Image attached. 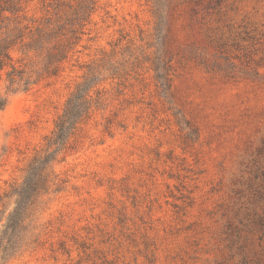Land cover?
I'll list each match as a JSON object with an SVG mask.
<instances>
[{"label": "rangeland", "instance_id": "374dc122", "mask_svg": "<svg viewBox=\"0 0 264 264\" xmlns=\"http://www.w3.org/2000/svg\"><path fill=\"white\" fill-rule=\"evenodd\" d=\"M48 19L56 74L0 73V194L48 180L5 264H264V0H0V44Z\"/></svg>", "mask_w": 264, "mask_h": 264}, {"label": "trees", "instance_id": "16d2710c", "mask_svg": "<svg viewBox=\"0 0 264 264\" xmlns=\"http://www.w3.org/2000/svg\"><path fill=\"white\" fill-rule=\"evenodd\" d=\"M16 20V18H14ZM10 29L9 35L0 44V73L4 72V81L6 91L16 93L26 91L38 80L39 73L45 72L49 75H55L61 62L67 57V49L71 43V37L64 36L63 40H59V32L49 27L52 23L49 19L44 26L41 25H20L19 21L15 22ZM60 30V29H59ZM74 32L73 29L68 30ZM62 34V30L60 32ZM54 40L51 45H47ZM45 48H53L56 50L49 53L47 60L43 61L40 67H36L37 61L32 58L40 56ZM17 53L15 57L12 53ZM33 53V55H31ZM29 63H26V59ZM35 65V68H33ZM34 74L37 76L35 77ZM77 90L67 101V105L63 113L55 122V129L51 132V136L47 138L48 148L51 145H62L64 138L67 137L69 128L68 124L75 123L76 118L80 116L81 105L84 104L83 94L86 90ZM73 98H77L75 102ZM4 103L0 101V109ZM72 121V122H71ZM72 124V125H73ZM50 140V142H49ZM50 143V144H49ZM50 145V146H49ZM44 156L37 154L32 160H36ZM44 164L39 170H36L35 179L30 178V173L23 179L21 183L12 182L9 189L0 194V264H5L7 260L17 255L23 245L26 235L25 219L28 218L29 207L34 203L35 196L42 191H46L48 180L44 174ZM33 163L29 164L27 170L32 169ZM39 170V173H38ZM13 199L15 207L9 210L10 201Z\"/></svg>", "mask_w": 264, "mask_h": 264}]
</instances>
